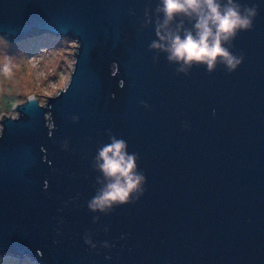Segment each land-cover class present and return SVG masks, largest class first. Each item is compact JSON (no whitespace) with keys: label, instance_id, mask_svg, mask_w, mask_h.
<instances>
[{"label":"water","instance_id":"1","mask_svg":"<svg viewBox=\"0 0 264 264\" xmlns=\"http://www.w3.org/2000/svg\"><path fill=\"white\" fill-rule=\"evenodd\" d=\"M158 2L0 0L6 41L48 33L76 42L65 86L0 120V256L264 264V0H238L257 15L232 41L231 53L244 57L233 72L217 63L211 73L193 65L188 75L149 50ZM179 20L183 36L194 21L180 17L173 30ZM109 132L137 154L146 182L135 203L105 214L87 202L106 183L94 158Z\"/></svg>","mask_w":264,"mask_h":264},{"label":"clouds","instance_id":"2","mask_svg":"<svg viewBox=\"0 0 264 264\" xmlns=\"http://www.w3.org/2000/svg\"><path fill=\"white\" fill-rule=\"evenodd\" d=\"M148 12L145 9L146 16ZM154 12L157 15L154 24L157 39L149 44V50L165 52L169 63L179 65L175 71L188 75L193 65H206L207 72L211 73L217 63L223 64L228 73L233 72L244 57L231 53L232 41L239 31L252 29L257 8L255 5H241L238 0H159ZM180 17L194 21L191 29H183V36L180 34L183 20H179L175 30L170 27ZM0 71L9 76L12 70L9 64H5ZM117 71L118 66L111 64L110 75L115 76ZM141 104L148 107L144 101ZM72 120L77 121L78 117H72ZM48 126L53 127L50 119ZM183 126L188 127L187 124ZM108 137L110 142L98 149L94 158L95 168L103 174L106 183L87 202L89 210L105 214L114 206L135 203L144 194L146 182L144 174L137 170V154L128 153L124 139H118L111 132ZM63 144L66 146L67 141ZM93 219L95 221L98 217ZM83 241L91 249L96 248L90 236L85 235ZM101 246L110 247L106 241Z\"/></svg>","mask_w":264,"mask_h":264},{"label":"rangeland","instance_id":"3","mask_svg":"<svg viewBox=\"0 0 264 264\" xmlns=\"http://www.w3.org/2000/svg\"><path fill=\"white\" fill-rule=\"evenodd\" d=\"M75 45L69 37L48 33L11 42L0 36V69L9 64L12 70L9 76L0 71V120L2 115L15 116L14 106L28 98L44 104L47 96L64 87L72 69ZM0 264L36 263L26 256L2 255Z\"/></svg>","mask_w":264,"mask_h":264},{"label":"trees","instance_id":"4","mask_svg":"<svg viewBox=\"0 0 264 264\" xmlns=\"http://www.w3.org/2000/svg\"><path fill=\"white\" fill-rule=\"evenodd\" d=\"M9 102H10V100H9Z\"/></svg>","mask_w":264,"mask_h":264}]
</instances>
